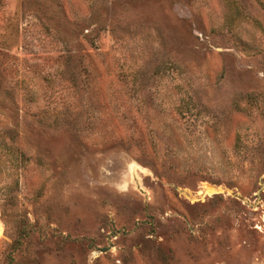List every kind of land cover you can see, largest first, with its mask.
Segmentation results:
<instances>
[{
  "label": "rangeland",
  "instance_id": "1",
  "mask_svg": "<svg viewBox=\"0 0 264 264\" xmlns=\"http://www.w3.org/2000/svg\"><path fill=\"white\" fill-rule=\"evenodd\" d=\"M0 264H264V0H0Z\"/></svg>",
  "mask_w": 264,
  "mask_h": 264
},
{
  "label": "bare ground",
  "instance_id": "2",
  "mask_svg": "<svg viewBox=\"0 0 264 264\" xmlns=\"http://www.w3.org/2000/svg\"><path fill=\"white\" fill-rule=\"evenodd\" d=\"M212 191H209L207 194H211Z\"/></svg>",
  "mask_w": 264,
  "mask_h": 264
}]
</instances>
